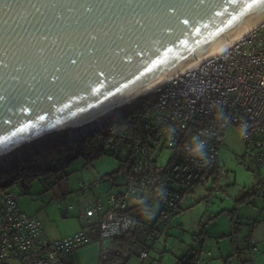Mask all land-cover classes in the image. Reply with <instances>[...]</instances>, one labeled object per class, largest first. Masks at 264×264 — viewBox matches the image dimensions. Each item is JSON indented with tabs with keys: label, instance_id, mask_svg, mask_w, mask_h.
Listing matches in <instances>:
<instances>
[{
	"label": "water",
	"instance_id": "1",
	"mask_svg": "<svg viewBox=\"0 0 264 264\" xmlns=\"http://www.w3.org/2000/svg\"><path fill=\"white\" fill-rule=\"evenodd\" d=\"M263 17L264 0H0V159L104 126Z\"/></svg>",
	"mask_w": 264,
	"mask_h": 264
},
{
	"label": "built area",
	"instance_id": "2",
	"mask_svg": "<svg viewBox=\"0 0 264 264\" xmlns=\"http://www.w3.org/2000/svg\"><path fill=\"white\" fill-rule=\"evenodd\" d=\"M150 94L156 95L153 104L134 115L140 139L133 147V169L125 193L111 195L107 201V207L117 210L103 212V199H95L86 206L88 220L84 229L50 241L41 222L21 212L18 195L1 190L0 264H66V257L93 241L91 232L96 218L98 241L106 254L109 239L133 228V216L121 213L130 198L138 203L134 205L157 202L162 210H167L163 214L167 220L169 211L185 202L187 192L206 183L202 172L220 165L219 151L231 126L239 129L247 154L250 148L253 151L263 179L255 192L264 197V24ZM121 117V113L116 114L112 121ZM97 124L69 129L66 143L78 141L108 123L101 127ZM201 143V152L194 153ZM165 149L169 158L159 166L158 155ZM86 187V183L81 185L82 189ZM140 257H147L145 249L140 251Z\"/></svg>",
	"mask_w": 264,
	"mask_h": 264
},
{
	"label": "rangeland",
	"instance_id": "3",
	"mask_svg": "<svg viewBox=\"0 0 264 264\" xmlns=\"http://www.w3.org/2000/svg\"><path fill=\"white\" fill-rule=\"evenodd\" d=\"M155 96L149 94V99L147 97L148 107L155 101ZM130 110L139 111L142 108L133 105ZM126 111L127 106L119 109L122 115ZM63 141L66 142L65 138ZM103 149L97 158L87 161L79 157L73 160L67 167L70 173L68 179L61 180L57 186L49 187L43 180H36L28 189L16 186L7 190L18 195L21 212L36 217L51 237L58 230L72 231L77 224L86 223L87 219L83 216L88 204L99 198L107 206L109 196L119 192L126 183L128 171L122 169L128 162L129 166L132 163L131 146H118L117 150ZM25 153L22 147L17 149L0 159V167L8 168ZM252 153L250 148L247 154L239 129L229 127L219 151L220 168L225 171L224 175L215 165L205 169L202 176L206 183L184 195L185 202L174 211L177 213L166 228L169 236L166 237L165 232L163 235L156 233V238L151 239L157 249H167L162 254L163 264H176L177 259L186 254L196 258L198 264H264V200L253 192L250 194L261 178V170ZM168 158L169 151L165 149L158 155L159 166L165 165ZM107 174L113 176L108 177ZM101 178L103 181H100ZM215 178L217 182L214 185ZM83 183L88 187L82 189ZM151 209L155 215L160 212L161 205L152 202ZM230 214L235 218L238 216L242 223L237 235L231 234L233 223ZM157 226L159 229L163 227L160 220ZM91 235L95 237L93 232ZM141 248V244L137 245L134 255L125 262L123 259L114 263L103 261V264H159L156 260L161 258L158 251L143 260L140 257Z\"/></svg>",
	"mask_w": 264,
	"mask_h": 264
},
{
	"label": "trees",
	"instance_id": "4",
	"mask_svg": "<svg viewBox=\"0 0 264 264\" xmlns=\"http://www.w3.org/2000/svg\"><path fill=\"white\" fill-rule=\"evenodd\" d=\"M147 97L149 99V95H146L136 99L128 105H125L127 106L128 111H126L122 115L120 120H118L117 122H109L104 128V131H102L103 129L95 130L87 136L82 137L78 141L70 143L64 142L63 138H65L67 132L70 131L67 130L46 134L37 140L22 145V148L26 152L24 156L20 159H15L8 168L0 167V191L13 189L16 186H21L23 189H28L36 180H43L49 185V187L57 186L61 180L68 179V175L70 173L67 172V167L71 164L73 160L79 157H84L87 161L93 158H97L98 156H100V152L103 148L117 150L118 146H131L133 157L134 144L140 139V135L137 129L138 120L135 118L134 115L135 113L143 111L145 108L148 107V101H146ZM144 99L145 102L143 103L142 100ZM133 105L137 108H142V110H130L131 106ZM121 136L124 137L121 138ZM102 144H104L105 146L103 145V147ZM133 163L134 158H132V163L130 164V166L129 162L128 164L124 165L122 171H128L126 183L119 190V192L114 194L122 196L125 193V189L128 184V178L133 169ZM218 166L221 167L220 165H217L216 167ZM106 176L112 177L113 175L107 174ZM260 177L261 178L258 184L254 187L253 191H251L250 194H252L253 192L256 196H258L255 191L263 180L262 174H260ZM100 181H103L102 178L100 179ZM216 182L217 178L213 180V184L215 185ZM260 198L264 200V197ZM152 202L154 201H148L139 205H134L138 203L135 200H132L131 198L128 199L129 205L126 209L121 211V213H127L133 216V228L124 235H119L108 240L111 241V244L110 246H107L106 243L107 252L106 254H102L101 256L102 264L103 261H106L107 263H114L123 259L125 262L126 260L131 258L132 255H134V250L136 249L137 245L140 244L142 247L141 250L145 249L147 251V257L142 259L149 258L152 252L157 253L158 251L160 257H162L163 253L167 252L166 248L163 251L157 249L156 243H152L151 239L156 238V233H159V235H163V233L165 232L166 237L169 236V232L166 230V228L168 224L173 220L174 215L177 212L171 211V213L169 211L170 218L168 217L167 220H164L163 214L164 212L167 213V210L164 211L161 207L160 212L154 215V212L151 209ZM102 209L101 210L103 212L117 210L107 206L103 207ZM231 214L233 215L234 212H231ZM232 215L231 217L233 223V232L231 234L237 235L239 231V225H241L242 223L239 221V218H237L238 216L235 218V216ZM154 217L155 220L153 222L152 219ZM159 220L160 223H162L163 225L161 229H159L157 226ZM93 221L94 223L92 225V232L95 235L94 238L98 240L99 220L98 218H96L93 219ZM164 221H166L165 224L163 223ZM254 225L255 224H253V226ZM251 230L253 232L254 227ZM156 240H158V237ZM195 259L189 257V255L186 254L182 258L177 259L178 263L176 264H198L196 263Z\"/></svg>",
	"mask_w": 264,
	"mask_h": 264
},
{
	"label": "crops",
	"instance_id": "5",
	"mask_svg": "<svg viewBox=\"0 0 264 264\" xmlns=\"http://www.w3.org/2000/svg\"><path fill=\"white\" fill-rule=\"evenodd\" d=\"M66 214H68V213H66ZM83 217H85L88 220V218L85 215ZM80 218H82V214L80 215ZM83 227H84V224L81 222L80 224H77L73 228L72 231L62 232L61 230H58V233L57 234L54 233L55 235L53 237H51L47 232H45V235H46L48 240L56 241V240L63 239V238H65L71 234H74V233L82 230ZM263 235H264V232H263ZM92 237H93V235H92ZM106 243H108L107 246H110L111 241H107ZM97 244H99L100 247ZM81 248L77 249L73 253V255L65 258L66 264H102L101 263V256L103 254V247L97 239H95L93 237V241L90 244L85 245ZM99 252H100V257H99ZM154 254H156V252H154ZM162 258L163 257L156 259L157 262H159V264H163ZM147 259H143V260H147Z\"/></svg>",
	"mask_w": 264,
	"mask_h": 264
},
{
	"label": "bare ground",
	"instance_id": "6",
	"mask_svg": "<svg viewBox=\"0 0 264 264\" xmlns=\"http://www.w3.org/2000/svg\"><path fill=\"white\" fill-rule=\"evenodd\" d=\"M264 24V17L261 18L259 21H257L256 23H254L252 26L250 27H246L243 28L242 31H240L236 36H234L231 39H228L227 41H225L223 44H221L220 46H218L216 49H214L213 51H211L209 54H207L205 57H203L200 60H196L195 62H193L192 64H190L189 66L185 67L184 69L180 70L179 72L175 73L173 76H167L164 79H162L159 83H155L153 85H146L144 86L140 91H138L133 97L127 98L123 101V103H127L129 101H131L134 97H137L138 95H142V94H146L149 92L154 91L155 89H157L158 87H160L162 84L168 82L170 79L181 75L187 71H189L190 69L196 67L197 65L201 64L202 62L206 61L207 59H210L216 55H218L219 53H221L222 51H224L225 49L231 47L233 44L239 42L240 40H242L243 38L247 37L248 35H250L253 31H255L258 27H260L261 25ZM122 104V103H121ZM111 113V111H110ZM112 115L114 113H111ZM110 114V115H111Z\"/></svg>",
	"mask_w": 264,
	"mask_h": 264
},
{
	"label": "clouds",
	"instance_id": "7",
	"mask_svg": "<svg viewBox=\"0 0 264 264\" xmlns=\"http://www.w3.org/2000/svg\"><path fill=\"white\" fill-rule=\"evenodd\" d=\"M203 146H204L203 143L198 144V145L196 146V148L194 149V153H196V152H201Z\"/></svg>",
	"mask_w": 264,
	"mask_h": 264
}]
</instances>
